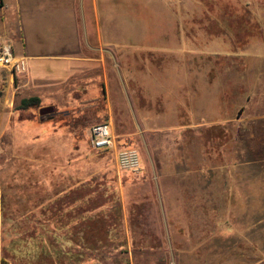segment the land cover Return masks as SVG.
Listing matches in <instances>:
<instances>
[{
	"label": "rangeland",
	"instance_id": "rangeland-1",
	"mask_svg": "<svg viewBox=\"0 0 264 264\" xmlns=\"http://www.w3.org/2000/svg\"><path fill=\"white\" fill-rule=\"evenodd\" d=\"M186 1H101V28L112 43L129 46L101 52L124 92L96 95L86 74L78 95L59 88L40 99L23 90V75L12 82L0 70V264H264L263 17L254 24L245 17L236 28L228 14L217 16L228 1ZM220 22L226 42L232 32L254 36L253 55L215 56ZM187 72L208 94L222 84L220 127L207 129L205 143L157 128L142 139L136 106L176 128L198 113L181 110V95H140L141 79L154 74L169 87L170 77L181 84ZM35 98L39 107L24 108ZM45 107L56 113L41 119ZM104 122L113 123L112 145L97 151L90 130ZM125 149L139 152V172L121 169Z\"/></svg>",
	"mask_w": 264,
	"mask_h": 264
},
{
	"label": "crops",
	"instance_id": "crops-1",
	"mask_svg": "<svg viewBox=\"0 0 264 264\" xmlns=\"http://www.w3.org/2000/svg\"><path fill=\"white\" fill-rule=\"evenodd\" d=\"M64 1H68V7L64 5ZM70 1L74 2L70 3ZM101 1L0 0V44L6 42V40L12 41L15 50L20 49L21 51L18 50L20 54L27 58L28 72L23 75L22 84V88L26 93H29L32 97L41 99L47 93L55 96L58 94L56 90L63 88L70 96L78 95L80 80L82 84H85L86 80L84 81V79L86 78V74L89 84H92L95 89L94 93L96 95H109L112 88L114 91L123 90L124 92L122 79L119 78V84L115 83V79L112 77L111 71L107 66L108 56L101 52H103L102 49L111 46H129H120L112 43L101 28L99 14ZM169 1L179 6H184L187 2L186 0ZM227 1L230 5V11L227 10L225 13L224 9L221 8L218 10L220 13L218 12L217 16L228 14L231 17L230 24L232 27L238 28L234 22L243 20L245 17L251 19L249 21L254 24L256 17L262 14V34L257 35V38L264 49V3L262 7H255L250 2L259 0H214L216 5L221 6L228 4ZM48 5L51 6V9H47ZM204 10H206V7ZM183 11V14L187 15L186 21L188 23V26H186L187 30H185V24L182 25L183 31H187V40L184 41L187 47L191 43L192 12L189 6H187L186 10L183 9ZM221 25L222 23L219 25L221 34H216L213 42L211 41L213 43L211 47H213L215 56H224L228 53H237L238 56L253 55L250 53L252 48L250 43L254 39L252 38L254 36L239 39L232 32L228 38L231 39L230 42H226L225 38L221 39L223 33ZM195 30L201 32L202 27L198 25ZM199 37L202 40L203 35L200 34ZM203 39H207L206 34ZM180 44L176 43V46ZM258 57H262L261 72L262 79L264 80V53L263 56ZM182 60L184 62V59ZM196 76L189 72L183 74L181 84L175 83L176 77H170L167 81L169 87L160 85V79L154 74H151V77H149L150 81L141 79L140 95L156 97V101L159 99L157 97L181 95L183 97L181 102H179L180 106H182L181 110L183 109L188 113H198L193 118V121L191 119L187 120L188 122L184 123V125L176 128L166 126L163 123V121H166L165 117L157 118L154 112L149 113L146 109L136 106L137 119L143 131L140 134L142 139H144V136L148 137V133H153L155 128H157L156 133L158 135L181 133L184 139H186L188 134L191 135L192 133L195 138L205 143L207 129L220 127L221 120L217 121L216 115L217 112H221L222 110V92L220 91L222 84L218 83L216 85L217 88L215 87L208 94L206 84L194 82ZM219 77L221 79L222 75H219ZM198 78L202 80L200 73L198 74ZM175 89L178 91H175ZM209 95L210 98H208ZM167 100H165L166 104ZM151 104L153 106L156 105L153 100ZM169 106L170 104H167L164 107L165 111H168L167 108ZM195 119L196 121H194ZM110 125L112 129L113 123ZM202 152L205 158L206 148Z\"/></svg>",
	"mask_w": 264,
	"mask_h": 264
},
{
	"label": "built area",
	"instance_id": "built-area-1",
	"mask_svg": "<svg viewBox=\"0 0 264 264\" xmlns=\"http://www.w3.org/2000/svg\"><path fill=\"white\" fill-rule=\"evenodd\" d=\"M0 70L9 74L13 82L15 77L27 74V58L16 52L11 43L0 46ZM91 143L95 150H107L112 145V129L108 122L93 126L90 130ZM119 165L127 172H139L142 168L140 154L135 149H125L119 153Z\"/></svg>",
	"mask_w": 264,
	"mask_h": 264
},
{
	"label": "water",
	"instance_id": "water-1",
	"mask_svg": "<svg viewBox=\"0 0 264 264\" xmlns=\"http://www.w3.org/2000/svg\"><path fill=\"white\" fill-rule=\"evenodd\" d=\"M55 113H56V109L54 107H45L40 109L39 111V115L41 119L45 117L53 116Z\"/></svg>",
	"mask_w": 264,
	"mask_h": 264
},
{
	"label": "trees",
	"instance_id": "trees-1",
	"mask_svg": "<svg viewBox=\"0 0 264 264\" xmlns=\"http://www.w3.org/2000/svg\"><path fill=\"white\" fill-rule=\"evenodd\" d=\"M39 107V99H31L29 101H24V108Z\"/></svg>",
	"mask_w": 264,
	"mask_h": 264
}]
</instances>
